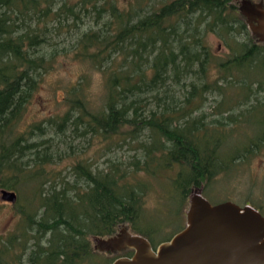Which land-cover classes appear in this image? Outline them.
Listing matches in <instances>:
<instances>
[{
  "label": "trees",
  "instance_id": "16d2710c",
  "mask_svg": "<svg viewBox=\"0 0 264 264\" xmlns=\"http://www.w3.org/2000/svg\"><path fill=\"white\" fill-rule=\"evenodd\" d=\"M145 7L141 0L128 11L115 0H0V188L16 192L18 215L0 234V264H111L90 238L121 226L155 249L186 226L182 208L193 189L205 186L208 200V183L264 150V42L248 36L236 0ZM81 12L95 28L81 30L72 49L104 73L100 106L91 109L86 89L73 85L62 115L21 131L58 53L54 35L78 25ZM209 33L227 54L213 53ZM50 130L62 135L60 144L66 131L140 139V153L104 170L81 157L71 164L73 180L59 183L52 165L74 147L40 140ZM24 182L33 193L21 202ZM152 192L159 209H148Z\"/></svg>",
  "mask_w": 264,
  "mask_h": 264
},
{
  "label": "rangeland",
  "instance_id": "374dc122",
  "mask_svg": "<svg viewBox=\"0 0 264 264\" xmlns=\"http://www.w3.org/2000/svg\"><path fill=\"white\" fill-rule=\"evenodd\" d=\"M67 1L71 4L77 2V0ZM115 1L121 9L128 11L130 7L137 5L139 0ZM164 1L168 0H141V3H146L145 9H149L151 6H160ZM244 1L245 0H236L237 8L241 6ZM260 1H262L264 5V0H250V2L253 3H258ZM242 16L244 15L242 14ZM67 22H71V20ZM76 23H78V25H74L73 23L70 24L71 30H68L66 25L60 27L58 34L54 35V40H56L54 47L58 49V53L55 56V61L54 59L52 60L51 67L42 77L40 88L32 102L28 105L24 117L17 124L18 129L21 131L32 122L40 121L42 124L45 123L50 116L62 115L68 107L64 99L68 91L67 89L73 85H80L86 89L88 98L87 104H89L91 109H96L100 106L103 97L104 73L101 69L92 64L91 60L88 61L76 58L72 49L75 46V39L81 30H94L95 26L93 19L90 13L85 17L84 13L81 12L80 20ZM247 32L248 36L251 37L253 34V39L258 40L257 38L259 37L256 33L250 34L252 31L249 32L248 29ZM205 41L208 43L213 53L219 56H224L228 53V49L214 34H207ZM44 49L46 52L50 51V47H45ZM78 82L79 84H77ZM213 103L214 102L211 100L205 103V112L211 110ZM77 133L78 134L66 131L64 135L66 138L62 140L61 144L60 140L62 135L60 133H54L53 130L40 136V140L52 138L55 147L63 148L65 145L64 142L66 141H68L71 147H74L73 151L68 146L65 153H67L69 149L73 153L63 156L61 160H57V163L52 165L51 170L55 171V176H57L59 183L62 182L61 180L63 178H65V180H73L71 164L81 157L87 158L90 163L92 162L93 168L104 170L111 162H119L125 165L130 162L133 157H138L140 153V139L129 140L127 139L128 137L123 139L122 136H119L115 137L113 141L110 142L109 140L101 139L100 136L81 135V132ZM56 172L58 173L57 175ZM22 184L24 186L21 187L25 188L27 192L25 199L21 197V202H24V200L30 198L33 190L29 187L30 184L28 182ZM201 188L202 193H204L205 186L202 185ZM206 191L208 200L212 203L230 200L240 206L250 205L255 209L260 207L259 211L264 213V150L256 156H251L247 164L244 163L239 165L230 173L222 174L211 183H208ZM146 200L148 209L153 210L155 207L159 209L157 192L148 193L146 195ZM189 200L190 196L187 198L186 206L182 208L183 210L181 209L182 211L188 208ZM15 202L11 203L9 201H4L0 197V234L11 229L18 218L14 207ZM183 221L185 224V211ZM156 227L158 228L159 226L157 225ZM121 229L122 228L118 229V232ZM99 239L101 238H90L91 244L98 252H102L101 254L103 256H108V258L113 257L115 259L116 257L124 256L127 250H130L125 248L116 252L105 251Z\"/></svg>",
  "mask_w": 264,
  "mask_h": 264
},
{
  "label": "water",
  "instance_id": "95a60500",
  "mask_svg": "<svg viewBox=\"0 0 264 264\" xmlns=\"http://www.w3.org/2000/svg\"><path fill=\"white\" fill-rule=\"evenodd\" d=\"M238 8L251 34L264 41L262 1L245 0ZM0 193L4 201L17 199L12 190L1 189ZM120 228L111 236L97 237L105 251H133L111 264H264V216L250 205L230 200L211 203L201 188L191 191L186 226L155 249L143 236L129 232L126 226Z\"/></svg>",
  "mask_w": 264,
  "mask_h": 264
},
{
  "label": "flooded vegetation",
  "instance_id": "af4514ba",
  "mask_svg": "<svg viewBox=\"0 0 264 264\" xmlns=\"http://www.w3.org/2000/svg\"><path fill=\"white\" fill-rule=\"evenodd\" d=\"M130 251H131V254H132V252H133V251H132V250H130ZM131 254H126V255H128V256H129V255H131Z\"/></svg>",
  "mask_w": 264,
  "mask_h": 264
}]
</instances>
